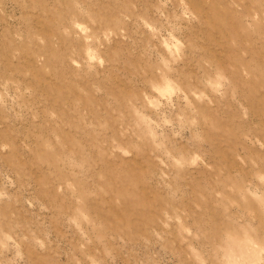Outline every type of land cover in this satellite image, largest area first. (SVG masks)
<instances>
[{"label": "rangeland", "instance_id": "1", "mask_svg": "<svg viewBox=\"0 0 264 264\" xmlns=\"http://www.w3.org/2000/svg\"><path fill=\"white\" fill-rule=\"evenodd\" d=\"M0 264H264V0H0Z\"/></svg>", "mask_w": 264, "mask_h": 264}]
</instances>
